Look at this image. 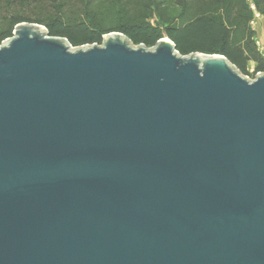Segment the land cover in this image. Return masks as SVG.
I'll return each mask as SVG.
<instances>
[{"label": "water", "instance_id": "obj_1", "mask_svg": "<svg viewBox=\"0 0 264 264\" xmlns=\"http://www.w3.org/2000/svg\"><path fill=\"white\" fill-rule=\"evenodd\" d=\"M0 264H264V71L111 33L0 44Z\"/></svg>", "mask_w": 264, "mask_h": 264}, {"label": "trees", "instance_id": "obj_2", "mask_svg": "<svg viewBox=\"0 0 264 264\" xmlns=\"http://www.w3.org/2000/svg\"><path fill=\"white\" fill-rule=\"evenodd\" d=\"M27 0H0V9L6 7L10 12L16 11V7L23 6ZM35 7H43L47 0H31ZM252 6L244 0H225L221 9L223 12L212 14H200L185 24H168L164 30V36L171 39L177 51L186 55L194 52L206 54H221L234 64L242 73H246L249 59L244 51V46L238 44L240 41L233 40L232 34L239 31L240 39L245 42L246 47L252 44L254 31L249 29L247 21L255 9L264 16V0H252ZM32 8V6H31ZM7 9V10H8ZM241 13H238L237 11ZM10 15V29L5 34L11 36L14 26L23 21H32L45 25L49 35L65 37L72 46L101 43L103 31L90 24L86 20L77 18L76 14L68 16L52 15L46 13L42 16L32 14L12 13ZM253 17V15H252ZM251 20V19H250ZM135 45L143 44L147 47L155 45L161 34L149 25L128 24L118 28ZM238 29V30H237ZM257 67L256 71H263Z\"/></svg>", "mask_w": 264, "mask_h": 264}, {"label": "rangeland", "instance_id": "obj_3", "mask_svg": "<svg viewBox=\"0 0 264 264\" xmlns=\"http://www.w3.org/2000/svg\"><path fill=\"white\" fill-rule=\"evenodd\" d=\"M224 1L225 0H47L43 7H35V4L31 0H27L22 10L21 7H16V11L12 12H10L11 9L6 7L0 9V44L6 41L7 38L13 36L14 28L11 32V36L5 35L10 29L9 14L12 13H22L26 14V16L27 14L42 16L46 13L68 16L75 13L77 18L86 20L90 22V24L99 27L103 31L102 39L111 33H120L126 36L123 32H120L118 28L128 24L149 25L155 31L160 32L162 38L166 37L163 34V30L168 24L182 25L200 14L223 12L221 7H223ZM244 2L254 7L252 5V0H244ZM237 12L241 13L239 10ZM256 13L258 12L253 9L247 21V26L250 31L253 29V24L256 23L258 19L256 17L254 18ZM23 22L39 24L32 21ZM39 25L46 29L45 25ZM240 36L241 34L239 31H236V35L235 33L232 34L233 40L240 41L238 44L244 46V52L251 58L248 61L246 73H242L234 64L233 65L243 77L252 80L256 74L260 72L256 71L257 67L259 69H264V59L261 57L262 54L257 47L254 35H252V44L248 47L245 45L246 40L244 42L240 39Z\"/></svg>", "mask_w": 264, "mask_h": 264}, {"label": "crops", "instance_id": "obj_4", "mask_svg": "<svg viewBox=\"0 0 264 264\" xmlns=\"http://www.w3.org/2000/svg\"><path fill=\"white\" fill-rule=\"evenodd\" d=\"M253 25L252 30L254 31L257 47L262 54H260L262 59H264V16H260Z\"/></svg>", "mask_w": 264, "mask_h": 264}, {"label": "built area", "instance_id": "obj_5", "mask_svg": "<svg viewBox=\"0 0 264 264\" xmlns=\"http://www.w3.org/2000/svg\"><path fill=\"white\" fill-rule=\"evenodd\" d=\"M261 15L259 14V13H256L255 15H254V18L256 17V18H259Z\"/></svg>", "mask_w": 264, "mask_h": 264}]
</instances>
